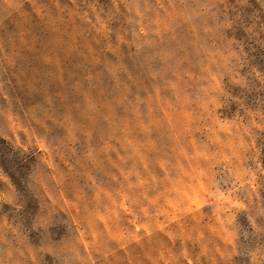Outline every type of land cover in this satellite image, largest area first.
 I'll return each instance as SVG.
<instances>
[{
	"label": "rangeland",
	"instance_id": "rangeland-1",
	"mask_svg": "<svg viewBox=\"0 0 264 264\" xmlns=\"http://www.w3.org/2000/svg\"><path fill=\"white\" fill-rule=\"evenodd\" d=\"M0 264H264V0H0Z\"/></svg>",
	"mask_w": 264,
	"mask_h": 264
}]
</instances>
